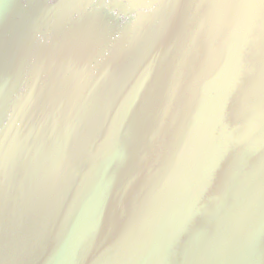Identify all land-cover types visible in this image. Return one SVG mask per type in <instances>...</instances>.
I'll list each match as a JSON object with an SVG mask.
<instances>
[{"label":"water","instance_id":"1","mask_svg":"<svg viewBox=\"0 0 264 264\" xmlns=\"http://www.w3.org/2000/svg\"><path fill=\"white\" fill-rule=\"evenodd\" d=\"M0 264H264V0H0Z\"/></svg>","mask_w":264,"mask_h":264}]
</instances>
